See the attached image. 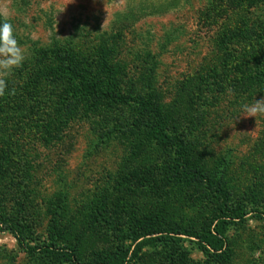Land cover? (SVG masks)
<instances>
[{"label":"rangeland","instance_id":"rangeland-1","mask_svg":"<svg viewBox=\"0 0 264 264\" xmlns=\"http://www.w3.org/2000/svg\"><path fill=\"white\" fill-rule=\"evenodd\" d=\"M213 5L0 0V22L12 24L25 52L0 96V221L28 245H75L88 264L131 248V236L155 214L168 231L180 223L200 229L217 215L219 199L204 180L173 174L172 145L107 136L108 109L132 118L138 102L63 100L74 87L65 48L88 60L102 46L123 93L148 95L168 132L183 140L187 167L249 211L225 229L220 264H264V115L241 116L243 104L264 97V0H245L216 18ZM177 237L143 246L125 264H212L194 237ZM0 264L65 263L27 253L1 231Z\"/></svg>","mask_w":264,"mask_h":264},{"label":"trees","instance_id":"trees-1","mask_svg":"<svg viewBox=\"0 0 264 264\" xmlns=\"http://www.w3.org/2000/svg\"><path fill=\"white\" fill-rule=\"evenodd\" d=\"M214 1L216 5L213 6L217 7L216 10L213 9L210 13L212 18L217 17L215 16L217 12L222 15L227 9H234L235 6L245 2V0ZM226 33L229 34L230 30L226 31ZM98 49L100 50L99 57L88 60L84 58L85 60H83V57L77 56L79 54L78 48L74 51L70 46L65 48L62 54L65 56L67 65L64 73L68 74L67 78L73 81L74 87L68 88L64 93L63 100L68 103L90 99L92 101L91 105L99 104L101 100H104V102L115 106L129 104L130 101L138 102L137 107L136 105L132 107L137 110L136 115H131L132 118L118 112H111V109H108L106 115H109L114 124L112 127H107V136L109 137L112 133L111 131H116L118 136L127 140L132 138L134 143L156 141L157 143L172 145L173 174L177 178L181 176L204 180L205 187L219 199V205L217 207V215L212 219L211 223L200 229L180 223L172 226L171 230L168 231L167 228L162 227L164 223L159 221L158 215L155 214L153 217L155 220L152 224H149V222L147 224L143 223L144 229H139L138 233L131 236V248H128V246L117 247L112 254L105 259L103 258L100 262L88 264H125L129 259L135 257L143 246L164 243L169 239L179 240L178 237L175 238V235H184L187 238L194 237V241L189 240L194 247L212 258V264H220L223 261L222 257L228 244L225 229L236 221L244 220L249 211L239 205L231 204L227 199L226 193L220 189L215 180L208 176L206 178L203 177V172L200 170L187 167V154L183 140L168 132L166 117L161 109L149 99L148 95L146 97L133 98L123 93L107 63V52L102 46H99ZM94 101H96V104ZM158 221L160 222L159 224ZM146 226L147 228L145 229ZM1 231H8L13 235L19 247L27 253L45 252L52 254L54 258L65 264H80L79 254L75 245L66 244L64 246L57 243L28 245L22 239L18 230L6 221H0ZM179 254L181 253L179 252Z\"/></svg>","mask_w":264,"mask_h":264},{"label":"clouds","instance_id":"clouds-1","mask_svg":"<svg viewBox=\"0 0 264 264\" xmlns=\"http://www.w3.org/2000/svg\"><path fill=\"white\" fill-rule=\"evenodd\" d=\"M24 59V49L21 48L13 34L12 24L5 19L3 23H0V96L5 95V89L7 88L5 77L14 68L20 67ZM9 94H15V90L13 89ZM241 113V116L245 118L264 115V97L254 100L251 104H243Z\"/></svg>","mask_w":264,"mask_h":264}]
</instances>
